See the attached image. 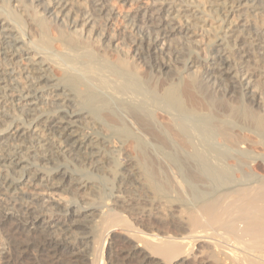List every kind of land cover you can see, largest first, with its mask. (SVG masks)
<instances>
[{"label": "bare ground", "instance_id": "obj_1", "mask_svg": "<svg viewBox=\"0 0 264 264\" xmlns=\"http://www.w3.org/2000/svg\"><path fill=\"white\" fill-rule=\"evenodd\" d=\"M141 2L0 0V264H264V0Z\"/></svg>", "mask_w": 264, "mask_h": 264}, {"label": "rangeland", "instance_id": "obj_2", "mask_svg": "<svg viewBox=\"0 0 264 264\" xmlns=\"http://www.w3.org/2000/svg\"><path fill=\"white\" fill-rule=\"evenodd\" d=\"M149 2H150V0H142V2H141L140 4H143V3H146V4H147V3H149ZM114 3H115V4H114ZM121 3H122V2H118V1H116V2H115V1H111V2H110L111 5H113V6L115 5V8H114V11H116L115 14H116L117 17L119 16V17L117 18V20H118L119 22L116 20V23H115L116 28H117V27L120 28L121 25H122V22H123V21H120V20H121V19H120V16L123 15V13L128 14V13L132 12L133 9H134V6H135V5H132L131 3H128V4H125V5H123V4H121ZM121 5H122V7H121ZM129 6H130V7H129ZM118 13H120L121 15L118 14ZM258 19H260L258 22H262V23H264V22H263V21H264V18H262V20H261V18L258 17ZM116 24H119V25H116ZM101 64H102V63H101ZM106 64L110 66V62H109V63H108V62H105L103 65H105V67H107ZM100 66H101V65H100ZM109 66H108L107 69L112 68V66H111V67H109ZM101 67H102V66H101ZM103 68H104V67H103ZM141 69H142V68H139V69L137 70V73H136V71L134 72V73H136L135 75H133L134 78H132V76H131V74H130V78L128 77L129 80H130V81H132V80L134 81V79H135L134 82H138V81H137V79H139V77H138V73L141 72V71L143 70V71L141 72V75H140V73H139V76H144L143 72H144V73L146 72L145 69H142V70H141ZM110 70H111V69H110ZM138 71H139V72H138ZM120 75H121V74H120ZM126 75H129V74H126ZM136 75H137V76H136ZM135 76H136L137 79L135 78ZM131 78H132V80H131ZM133 81H132V82H133ZM205 116H206V117H205ZM205 116H204L205 118H203V117H196V118H194V122H195V123H200V124H201V123H205V124L209 125V122H208L209 115H205ZM207 117H208V118H207ZM206 118H207V119H206ZM209 120H210V119H209ZM225 123H226V122H225ZM225 123H224V125H227V124H225ZM229 123H230V122H229ZM215 124H216V123H215ZM230 124H231V123H230ZM230 124H228L229 126H228V125H227V126H223V124L220 125V127H221V129H220L221 132H219V133H221V134L223 135V132L225 131V129L227 130V128H228V130L224 132V136H223V137H224L225 139H226V138H227V139L229 138L230 140L228 139V141H233V138H232L231 136H234L233 134L236 133V134H239V136H240V134H241V136H240V138H239V142H241L242 140H244V142H245V140H247V138H248V137L246 136V134L243 135V133H240V132H235V133H234V131H233V132H230V129H229V128L231 127ZM232 125H233V124H232ZM235 125H236V124H235ZM237 125L240 126V124H237ZM218 126H219V125H218ZM225 127H226V128H225ZM224 128H225V129H224ZM222 130H223V131H222ZM228 131H229V133H228ZM230 133H233V134L231 135ZM226 134H227V135H226ZM225 135H226V137H225ZM230 135H231V136H230ZM235 137H236L237 140L235 139ZM263 137H264V136H263ZM263 137H262V139H263ZM231 138H232V139H231ZM244 138H245V139H244ZM241 139H242V140H241ZM248 139H249V138H248ZM234 141H238V135H237V136H234ZM263 141H264V140H263ZM260 143L262 144V140H261ZM261 144H260V145H261ZM263 147H264V146H263ZM259 148H262V145H261V147L259 146L258 148H254L255 150L253 149V152H252V153H254V154L260 153V154L263 155V154H264V151H263L264 148H262L263 150H262V149H259ZM258 149H259V152L256 151V150H258ZM261 150H262V151H261ZM248 151L251 152V151H252V147H248ZM254 151H255V152H254ZM260 151H261V152H260ZM262 152H263V153H262ZM109 179H110V181L108 180L107 183H109V185H110L111 182H112L113 180H112V177H109ZM104 183H105V182H104ZM107 183H106V185H108ZM109 185H108V186H109ZM111 237H112V236H108V237H106V243L108 242L109 239H111ZM107 238H109V239H107ZM116 240H117V238H116Z\"/></svg>", "mask_w": 264, "mask_h": 264}]
</instances>
